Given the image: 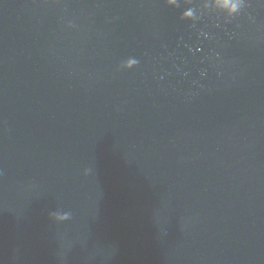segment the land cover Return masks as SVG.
Segmentation results:
<instances>
[{
	"label": "water",
	"instance_id": "obj_1",
	"mask_svg": "<svg viewBox=\"0 0 264 264\" xmlns=\"http://www.w3.org/2000/svg\"><path fill=\"white\" fill-rule=\"evenodd\" d=\"M202 2L0 0V264H264V0Z\"/></svg>",
	"mask_w": 264,
	"mask_h": 264
},
{
	"label": "clouds",
	"instance_id": "obj_2",
	"mask_svg": "<svg viewBox=\"0 0 264 264\" xmlns=\"http://www.w3.org/2000/svg\"><path fill=\"white\" fill-rule=\"evenodd\" d=\"M41 3H48L49 0H40ZM55 2V0H53ZM186 3H191L192 0H185ZM164 4L166 6L177 7V0H164ZM245 6V0H203L201 7L204 9H208L210 7H215L220 13H223L225 17H234L238 15L241 9ZM180 19L182 20H194V15L192 9H188L187 11L182 12ZM66 27L71 28L72 24L69 23ZM138 61L134 58H128L121 62L118 65V69L127 70L129 68L134 67ZM87 171H85V175ZM49 218L54 222H63L67 221L70 218L69 214H57L50 213Z\"/></svg>",
	"mask_w": 264,
	"mask_h": 264
}]
</instances>
